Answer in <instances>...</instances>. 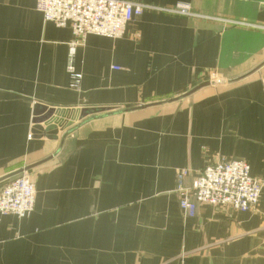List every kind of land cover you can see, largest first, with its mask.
I'll list each match as a JSON object with an SVG mask.
<instances>
[{
  "label": "crops",
  "instance_id": "0c3cea01",
  "mask_svg": "<svg viewBox=\"0 0 264 264\" xmlns=\"http://www.w3.org/2000/svg\"><path fill=\"white\" fill-rule=\"evenodd\" d=\"M123 1L194 16L146 9L119 39L87 36L75 91L70 28L0 0V189L27 167L35 187L27 217L0 215V264H264V30L222 21L264 26V0ZM35 104L53 117L32 124ZM221 158L263 182L257 206L185 217L176 172Z\"/></svg>",
  "mask_w": 264,
  "mask_h": 264
},
{
  "label": "built area",
  "instance_id": "2783aa9c",
  "mask_svg": "<svg viewBox=\"0 0 264 264\" xmlns=\"http://www.w3.org/2000/svg\"><path fill=\"white\" fill-rule=\"evenodd\" d=\"M158 10L183 16H194L188 4L179 3L172 8H154L123 0H35V10L45 23L57 28H70L77 43L69 46L67 73L69 88L78 91L81 74L72 65L76 45L82 44L89 35L109 39L121 38L129 22L144 10ZM232 25H245L264 30L257 24H243L222 20ZM190 172H176L175 193L181 212L194 216L197 207L205 204L231 208L240 212L254 209L259 201L263 182L250 174L249 165L238 159H219L206 165L190 183L185 180ZM35 187L26 172L9 178L0 189V215H12L18 219L27 217L34 208Z\"/></svg>",
  "mask_w": 264,
  "mask_h": 264
},
{
  "label": "water",
  "instance_id": "95a60500",
  "mask_svg": "<svg viewBox=\"0 0 264 264\" xmlns=\"http://www.w3.org/2000/svg\"><path fill=\"white\" fill-rule=\"evenodd\" d=\"M259 67L255 68L252 72H255ZM209 84L210 83L202 84L201 86H198L197 88H195V90L199 89L201 87L207 86ZM187 95H189V92L184 94L183 96L178 97L177 99H180V98L185 97ZM109 111H110V108H87V109H83L81 111L80 118L82 119V118H85L86 116H92V115H96V114H100V113H106ZM32 115H33V118L31 121L32 124H34V125L44 124V123L48 122L53 117L54 109L46 107V106H42L40 104H35L33 107ZM28 169L29 168L27 167V168L20 169L16 172H13V173L7 175L5 178H3V180L11 178V177L18 175L20 173L26 172V171H28Z\"/></svg>",
  "mask_w": 264,
  "mask_h": 264
}]
</instances>
